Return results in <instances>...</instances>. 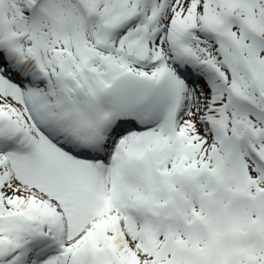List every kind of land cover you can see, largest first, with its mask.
Returning a JSON list of instances; mask_svg holds the SVG:
<instances>
[{"label": "snow or ice", "instance_id": "6c2138e0", "mask_svg": "<svg viewBox=\"0 0 264 264\" xmlns=\"http://www.w3.org/2000/svg\"><path fill=\"white\" fill-rule=\"evenodd\" d=\"M0 264H264V0H0Z\"/></svg>", "mask_w": 264, "mask_h": 264}]
</instances>
